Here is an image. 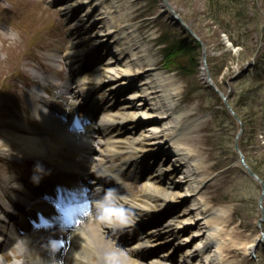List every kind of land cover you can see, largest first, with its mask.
Segmentation results:
<instances>
[{"label":"bare ground","instance_id":"bare-ground-1","mask_svg":"<svg viewBox=\"0 0 264 264\" xmlns=\"http://www.w3.org/2000/svg\"><path fill=\"white\" fill-rule=\"evenodd\" d=\"M77 1L78 9L80 5L87 9L82 19L84 24L85 19L93 25L101 20L104 24L89 33L88 43L76 36L70 47L65 51L58 50L52 58L65 61L70 68L69 76L80 75L85 64L94 59H104L101 51L106 50L109 59L104 73H99L103 68L98 66L92 81L78 77L71 82L68 79L58 88L53 86L56 97L71 95L70 99L64 98L69 120L66 124L58 122L61 132L51 129V107L50 112L45 113L44 109L40 110V99L34 97L32 120L43 121L39 130L14 125L12 131L6 127L0 137L1 157L22 152L45 164L39 183H34L32 176L25 178L14 173L5 176L9 193L5 194L4 190L0 193V223L7 218L1 206L12 202L10 196L25 200L29 191H37L49 194L56 201L54 206L38 207L34 213H28L25 225L11 226L17 233L10 232L7 238L19 246L23 258L10 264H101L104 250L113 242L126 250L130 264H227L222 255L223 228L214 221V217L224 215V208H208L201 196L200 189L209 176L208 170L201 166V159L191 147V132L202 127L206 115L191 118V112L183 110L178 101H174V97L180 95V83L173 74L163 75L156 71L157 64L141 42V35L126 25L127 12L120 13L115 21L112 17L115 10L112 6L106 7L103 0L102 3L100 0ZM98 6L99 14L95 16ZM55 15L57 13L49 14L44 10L40 13L22 9L17 12L20 18L17 21L20 25L18 40L12 41L6 34L0 37V41L9 42L0 45V93L7 91L4 89L12 82L13 73L22 59L31 52L37 54L36 50L52 33ZM79 26L82 27L77 24L74 29ZM226 42L235 49L229 39ZM137 49L141 54L135 52ZM47 81L49 83V79ZM107 83L111 85L106 102L114 101V106L96 102L103 108V119L98 126L83 127L85 140H72L64 132L75 129V110L87 106L82 101L88 102L95 88H105ZM209 84L217 88L213 77L209 78ZM129 88L133 90L121 104L117 94ZM115 108L119 112L114 113ZM13 114V110L3 112L1 123L11 125L9 116ZM129 124L132 130L128 138L118 140V135L129 131ZM38 132L58 135L46 138ZM96 134L102 139H94ZM150 153H153L151 157ZM159 155L170 158L169 168L163 169L157 162L152 165ZM150 170L155 173L150 175ZM167 171L173 175V181L165 180ZM132 178L142 179L139 196L126 187V180ZM109 189L116 191L120 202L128 209L129 223L108 225L96 221L95 201ZM182 201L191 204L187 212L178 215L176 208ZM153 206L158 208L154 210ZM50 221L56 224L46 232L31 227ZM144 225L148 230L135 242L136 245L127 248V240L139 236L137 230ZM64 239L70 244L66 245ZM257 240L258 237L254 238L246 246L248 253ZM169 244L174 245L172 249L159 255V247ZM177 251L181 254L179 258L172 254ZM66 256H72L74 261L69 263ZM0 264H4L1 259Z\"/></svg>","mask_w":264,"mask_h":264},{"label":"rangeland","instance_id":"rangeland-1","mask_svg":"<svg viewBox=\"0 0 264 264\" xmlns=\"http://www.w3.org/2000/svg\"><path fill=\"white\" fill-rule=\"evenodd\" d=\"M100 1L102 3V0ZM103 1L106 7L112 6L115 10L112 15L115 21L118 20L120 13H128L126 25L133 27V31L141 35V42L148 48V53L157 64L154 67L156 71L163 75L173 74L175 80L180 83V95L175 96L174 101H178L183 110L190 111L191 118L206 115L202 127L191 132V147L201 159V166L208 170L209 176L200 189L201 196L208 208H224V215L214 217V221L223 228L221 237L225 245L222 255L225 263L264 264V242L261 246H256L254 255L253 252L250 254L245 250L254 238L261 239V234L264 233V223L261 228L258 227V220L261 217L258 201L262 189L258 182L246 174L245 168L240 163L241 156L236 146L239 145L249 165L262 170L260 177L264 181V0ZM165 2L174 7L187 26L195 31L200 41H196L183 25L176 23L169 11H163ZM78 5L77 0L54 1L50 4L45 3L44 0H0V37L6 34L11 38L9 33H16L19 38L20 25L17 23L20 19L17 17L19 10L40 13L45 9L48 12H57V15L52 33L36 50L40 59H44L49 50L70 46L76 36L88 43L89 33H93L99 25L104 24V21L101 20L93 25L85 19L86 24H84L82 19L87 9L81 5L78 9L76 7ZM62 6L63 10L60 9ZM66 11H69V15ZM94 12L95 16L99 14V6ZM77 24H81L82 27L74 29ZM76 30L79 33L75 34L78 32ZM225 35L235 49L227 45L224 40ZM11 40L16 39L11 38ZM1 41V46L9 44L3 39ZM135 52H139V49ZM204 52L207 53V65L203 63ZM32 57L37 58L34 52L27 55L25 64H22V59L19 67L20 71L24 70L27 87L32 84L27 68L30 67L31 71L34 69L35 62ZM107 60L108 58L94 59L88 65L90 67H84L82 77L92 81L96 75L95 70L99 68L98 66L105 69ZM44 66L50 67L43 64L42 67ZM58 66L65 69L63 77L57 70L50 72L58 75L60 82L56 79L54 81L60 85L66 81L69 68L65 63ZM37 69L40 70V67ZM103 69L99 73H104ZM208 71L219 90L227 95L228 104L242 120L244 132L238 138L237 135L242 128L241 123L227 109L226 101L215 87L209 84ZM24 73L16 77L17 87L15 86L11 91L8 88L4 89L7 91L0 93V113L13 110L12 117L15 121L25 120L29 127L34 128L33 122L25 113L28 108L26 102L28 90L25 87L21 88L20 84ZM109 85L107 83L105 88L99 90L97 88L95 98L106 100L110 95ZM49 90L54 88L51 87ZM126 95L127 92L120 95L121 101ZM53 96L50 91L49 99ZM130 127L129 124L127 126L129 131L125 130L117 139L125 141L132 130L129 129ZM163 151L166 149L163 148ZM1 160L0 157L1 177L4 169L22 173L26 165L21 159H17L18 162L5 160L6 164L1 168ZM169 161V157L161 155L156 160L163 169L169 168ZM168 172L165 180L173 181V175ZM149 173L153 175L155 172L150 170ZM126 183L133 194L138 196L141 194L142 179H129ZM190 204L191 202L182 201L176 208L177 214L183 215L187 212ZM152 208L156 210L158 206ZM6 227L8 224L2 225L4 231H7ZM135 241L127 243V248L132 247ZM173 246L169 244L159 247L158 254L167 253ZM172 254H176L177 258L181 255L179 251ZM21 257L15 246L0 249V259L4 264H10Z\"/></svg>","mask_w":264,"mask_h":264},{"label":"clouds","instance_id":"clouds-1","mask_svg":"<svg viewBox=\"0 0 264 264\" xmlns=\"http://www.w3.org/2000/svg\"><path fill=\"white\" fill-rule=\"evenodd\" d=\"M11 38L16 39V33H9ZM44 169L37 165L36 173L32 179L39 183L42 179ZM95 219L99 223L108 225L124 224L128 220V209L120 202V197L114 189H109L102 198L95 201ZM101 264H130V258L126 250L116 246L114 242L107 247L102 254Z\"/></svg>","mask_w":264,"mask_h":264},{"label":"water","instance_id":"water-1","mask_svg":"<svg viewBox=\"0 0 264 264\" xmlns=\"http://www.w3.org/2000/svg\"><path fill=\"white\" fill-rule=\"evenodd\" d=\"M168 7H169V9L172 11V13H173L174 15H177V14L175 13V10L173 9L172 6H170V5L168 4ZM204 59H206V53H204ZM224 99H225V101H226V105H227L228 109H229L230 111H232L233 113H235V112L233 111V109L229 106V104H228V102H227V97L224 96ZM237 149L239 150L238 146H237ZM242 161H243V159H242ZM243 163H244V161H243ZM244 165H245L246 167H248L247 164L244 163ZM249 174H250L252 177L256 178V179H259L258 176H257L252 170H250V169H249ZM262 187H263V193H262V195H261V199H260V201H259V205H260V207L263 209V202H264V184H262ZM262 220H263V219H262ZM256 248H257V247H256Z\"/></svg>","mask_w":264,"mask_h":264},{"label":"trees","instance_id":"trees-1","mask_svg":"<svg viewBox=\"0 0 264 264\" xmlns=\"http://www.w3.org/2000/svg\"><path fill=\"white\" fill-rule=\"evenodd\" d=\"M253 169H254V171L257 173V174H259L260 176H262V170H258V167H255V166H253Z\"/></svg>","mask_w":264,"mask_h":264},{"label":"snow or ice","instance_id":"snow-or-ice-1","mask_svg":"<svg viewBox=\"0 0 264 264\" xmlns=\"http://www.w3.org/2000/svg\"><path fill=\"white\" fill-rule=\"evenodd\" d=\"M129 222H130L129 220H125V222H124V223H125V224H127V223H129Z\"/></svg>","mask_w":264,"mask_h":264}]
</instances>
